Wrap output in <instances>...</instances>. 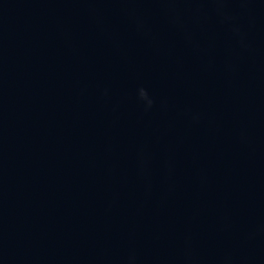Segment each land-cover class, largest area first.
Returning a JSON list of instances; mask_svg holds the SVG:
<instances>
[{"label": "water", "instance_id": "water-1", "mask_svg": "<svg viewBox=\"0 0 264 264\" xmlns=\"http://www.w3.org/2000/svg\"><path fill=\"white\" fill-rule=\"evenodd\" d=\"M131 252L264 264V0H0V264Z\"/></svg>", "mask_w": 264, "mask_h": 264}, {"label": "clouds", "instance_id": "clouds-1", "mask_svg": "<svg viewBox=\"0 0 264 264\" xmlns=\"http://www.w3.org/2000/svg\"><path fill=\"white\" fill-rule=\"evenodd\" d=\"M215 2L219 5H223V3L225 2V0H215ZM242 2H247V0H242ZM217 12L221 17V20L223 23L231 25L232 26V31L234 34L236 35H240V29L239 27H237L234 24V20L235 17H233L232 15L228 14L224 8L218 7L217 8ZM173 21L178 23L179 22V16L178 15H174L173 16ZM138 28L139 29H143V25L142 24H138ZM241 43L243 44V40H241ZM108 94V90L105 89L103 92V95H107ZM136 99L137 101L142 105L143 109L145 112H149L152 110V108L154 107L156 100L155 98L150 94L149 90L144 87V86H140L137 88L136 90ZM189 118L193 121V122H198L200 119V114L199 113H192V112H188L186 113ZM188 259L189 261H191V253L189 252L188 254ZM126 264H137V257L136 254L134 252L129 253L127 259H126ZM223 264H230V258L229 257H225Z\"/></svg>", "mask_w": 264, "mask_h": 264}]
</instances>
